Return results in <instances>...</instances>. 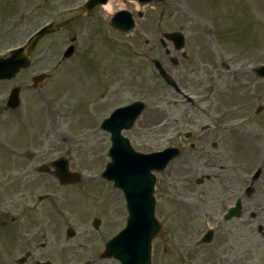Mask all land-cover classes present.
<instances>
[{
	"label": "rangeland",
	"instance_id": "rangeland-1",
	"mask_svg": "<svg viewBox=\"0 0 264 264\" xmlns=\"http://www.w3.org/2000/svg\"><path fill=\"white\" fill-rule=\"evenodd\" d=\"M111 3L113 12L126 9L133 15L135 28L130 33L113 30L108 23L112 12L103 10L101 23L77 32L75 55L69 61L52 70L61 52L46 48L57 37L47 39L35 51L30 69L0 83V108L10 90L19 87L18 112L24 117L23 124L13 125V131L5 126L4 137L17 134L19 142L11 144L25 156L40 153L46 145L44 137L49 144L54 133L61 140L65 136L66 143L56 144L59 152L54 156L64 151L71 172L81 176L72 186L66 211L70 227L80 241L97 240L121 230L127 216L121 192L99 176L109 162L110 147L109 135L99 130L100 123L116 107L141 100L143 113L130 131L123 132L134 151L150 153L182 146L180 157L156 174L155 218L161 230L152 241V264L193 262V249L186 239L207 226L217 228V221L220 233L228 230L222 214L213 217L208 213L209 218L199 214L210 201V191L226 190L230 183L237 189L234 181L257 169L261 170L259 225L264 229V79L253 72L264 64V0ZM36 24L25 23L22 35L1 34L0 53L24 43ZM170 32L185 37L184 59L168 43L178 66L159 48L161 35ZM72 36V32L66 36L68 42ZM151 46L157 49L149 51ZM152 58L161 61L193 105L157 79ZM51 71L43 87L27 90L34 74ZM188 131L194 136L187 141L183 134ZM190 143L195 145L192 151ZM250 211L243 215L253 223L247 230L245 252L264 253V238L257 235ZM94 217L101 220L96 232L90 223ZM198 223L204 227L198 229Z\"/></svg>",
	"mask_w": 264,
	"mask_h": 264
},
{
	"label": "flooded vegetation",
	"instance_id": "flooded-vegetation-1",
	"mask_svg": "<svg viewBox=\"0 0 264 264\" xmlns=\"http://www.w3.org/2000/svg\"><path fill=\"white\" fill-rule=\"evenodd\" d=\"M88 1L0 0V35H22L24 24L30 22L51 25L68 22L42 39L57 37L54 44L46 47L47 50H65L68 47L67 35L72 32L75 36V32L87 31L103 20V6L95 5L83 10ZM156 49L151 46L149 51ZM60 64L62 61L58 62ZM23 120V114L17 110L0 109V264H119L114 259L102 258L104 238L80 241L76 237H67L68 231L72 230L66 212L71 205V185L61 184L53 168V163L63 158L70 171V161L65 158V153L54 156L59 152L56 144L62 145L67 139L64 136L61 140L54 133L49 144L46 143L48 138H43L46 145L40 153L23 156L16 144H11L19 142L17 134L6 139L2 133L5 126H10L8 129L13 131V124L21 125ZM42 153L47 157H38ZM234 182L237 189L231 188L230 183L226 190L210 191V201L199 214L205 215L203 218H209L208 213L213 217L219 213L224 216L237 200H241V215L231 220L223 219V223L228 224V230L223 233L219 231L221 223L214 222L218 227L208 228L212 230L208 244L201 243L208 229L198 230L202 228L198 223L196 236L186 239L193 249V262L190 264H264V253L245 252L247 230L253 223L243 219V215L252 210L249 218L256 223L257 235L264 238V231H259V216L262 214L259 211V177L253 182L249 196L245 193L249 185L247 175ZM255 196L256 199L253 198ZM93 225V231H97Z\"/></svg>",
	"mask_w": 264,
	"mask_h": 264
},
{
	"label": "water",
	"instance_id": "water-1",
	"mask_svg": "<svg viewBox=\"0 0 264 264\" xmlns=\"http://www.w3.org/2000/svg\"><path fill=\"white\" fill-rule=\"evenodd\" d=\"M148 1V0H140ZM114 28L123 32H128L133 27L131 16L126 12L117 13L110 21ZM48 30L42 29L35 35L29 47L17 49L11 53L7 59H0V80L11 79L21 68L28 64V58L38 39ZM170 40L177 50L184 45L183 37L178 33L164 35ZM165 46V43H163ZM69 50L67 56L70 54ZM163 79L171 86L175 87L173 81L164 73L159 64L155 62ZM255 74L264 78V66L256 69ZM44 75L35 78V83L42 81ZM177 89V88H176ZM8 106L16 108L18 106V91L13 90ZM143 109L140 102L115 111L110 118L104 121L102 127L111 133L112 147L109 151L111 163L107 164L102 177L108 181H113L114 186L121 189L127 203V225L107 245V253L113 255L121 261V264H150V242L159 231V225L154 219V199L152 197L154 177L151 171H161L167 163L178 155V150L167 149L161 153L141 155L133 152L126 139L122 138V129L131 128L135 119ZM189 135H186L188 137ZM57 176L61 182L76 181V175L66 173L64 164L56 162ZM260 170L256 172V175ZM239 207L231 209L227 219L237 216ZM108 255V256H109Z\"/></svg>",
	"mask_w": 264,
	"mask_h": 264
},
{
	"label": "bare ground",
	"instance_id": "bare-ground-1",
	"mask_svg": "<svg viewBox=\"0 0 264 264\" xmlns=\"http://www.w3.org/2000/svg\"><path fill=\"white\" fill-rule=\"evenodd\" d=\"M103 9L108 13H111L113 11L111 0L106 5H104Z\"/></svg>",
	"mask_w": 264,
	"mask_h": 264
}]
</instances>
